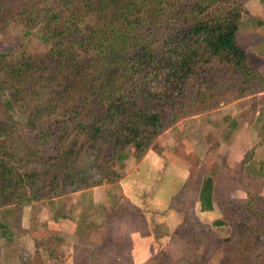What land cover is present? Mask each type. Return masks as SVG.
<instances>
[{
  "label": "trees",
  "instance_id": "trees-1",
  "mask_svg": "<svg viewBox=\"0 0 264 264\" xmlns=\"http://www.w3.org/2000/svg\"><path fill=\"white\" fill-rule=\"evenodd\" d=\"M16 1L7 9L0 0V10L6 9L0 11L1 22L16 21L24 31L13 49L0 53V92H11L0 111H14L21 102L27 112L21 125L37 138H51L57 154L68 131L87 143L102 144L97 169L105 183L119 178L111 172L113 162L120 171L129 157L138 160L178 120L264 90V80L248 64L243 48L250 42L241 29L248 13L246 0ZM35 29L48 45L42 65L26 48L25 38ZM1 117L0 139L20 126L11 117ZM2 148L4 143L0 206L13 195L23 200V180L13 164L28 158L9 150L3 153ZM68 155L59 154L67 159V171ZM212 185L210 175L201 181L200 211L212 208ZM82 186L84 190L92 185ZM258 199L229 195L222 210L231 204L227 212L234 218L244 209L253 215L264 213V199L260 211ZM186 218L178 230L186 226ZM245 221L236 224L243 228L241 237ZM225 224L222 217L211 226ZM8 235L0 224V237ZM25 252L18 250L19 264H30Z\"/></svg>",
  "mask_w": 264,
  "mask_h": 264
},
{
  "label": "rangeland",
  "instance_id": "rangeland-1",
  "mask_svg": "<svg viewBox=\"0 0 264 264\" xmlns=\"http://www.w3.org/2000/svg\"><path fill=\"white\" fill-rule=\"evenodd\" d=\"M246 1L248 13L241 21V29L246 33H255L256 40L252 44L244 45L243 48L248 64L256 67L264 77V0ZM16 2V0H4L7 9L14 7ZM1 10L2 12L6 11L4 8ZM1 15L0 12V19ZM23 32V28L16 21L6 24L0 20V53L13 49L22 40ZM25 39L27 51L33 59L41 65L44 64L48 45L43 41L40 30L35 29ZM5 98L11 99L10 91L0 92V104ZM244 102H248L247 108L254 116L251 123L256 118L254 129L261 138L251 149L254 153L252 152V156L249 155V157L258 160V163L256 162L251 168L253 175H259V178L264 180V94L246 99L242 103ZM18 106H21V102H18V105L14 107V111H0L2 119L11 117L12 120L20 123L19 127L11 128L13 131L10 135L3 134L0 145L4 143L6 146L1 150L3 153L9 150L17 155L28 154L26 162L19 161L13 164L18 172L16 174L22 177L24 197H21L23 199L21 202L17 200L20 197L16 198L15 195L9 197L5 202L2 201L5 204L0 206V224L5 226L8 234L14 236V241L21 242L28 237L31 240L40 238V241H44L46 245L52 247V243L47 238L52 236L48 233L49 230L55 231L54 224L50 221L56 212L61 214L67 211L70 216V214L73 215L75 209H82L81 215H85L84 219H89L87 214L91 213V207L89 205H83V208H76V205L74 207L75 200L71 193L83 189V183L92 186L105 183L104 179L101 181L102 174L97 169V165L100 164L98 158L104 147L99 143H87L82 136L68 131L64 133L65 138L57 154L53 149L51 138H37L35 134L28 133L21 125L25 121L27 112L23 106L20 108ZM0 109L2 108L0 107ZM248 110L246 114L241 113L242 115L239 116L240 119H245L243 121H248ZM256 112H258L257 116ZM221 118L222 115L211 113L201 115L197 119L180 120L178 129L176 125V128L171 129L162 135L163 138L150 145V148L157 153H164V148L170 147L168 142L172 139L174 147L170 149H173L172 153L183 157L188 166L192 167L191 177L194 179L195 185L196 183L200 184L204 177L215 172V205L210 213V218L211 216L224 217L228 223L218 228L210 225L208 229L206 226L199 225L189 210L191 191H186V226L183 227V230H178V234L184 241L170 244V247L165 251H170V254L168 253V256H166L167 253L160 255L152 264H234L237 258H240L238 264H264V213L262 210L260 211L261 198L255 203L256 208H259L260 211L255 215L244 209L237 211L234 218L227 212L231 204H227L225 211L222 210L223 199L227 197V194L233 193L238 197H244L243 191H252L251 186H259L260 181L242 177L248 170L244 171L242 168L238 170L235 164L232 165L227 161L226 156L232 149L225 151V148L229 146L226 143H229L227 138L232 130L230 131ZM62 134V132L59 133V135ZM181 141H185L187 146H190L188 150L191 153L184 151L185 147L181 145ZM192 145H199V148L191 149ZM170 149L167 152H171ZM65 151L69 153L68 171L66 170L68 164L65 161L67 159L64 160L62 156H59L61 152ZM194 151L199 154L203 152L202 164H199L197 155L192 154ZM165 155L169 156V153ZM215 160L221 166L214 163ZM246 162H243L242 165H245ZM111 168V172L113 171L117 175L119 172L117 163L113 162ZM219 170L220 172H217ZM238 174L241 176L238 177ZM105 176L108 177V175ZM59 195L63 196V199H47ZM81 202V204L88 203L85 200H81ZM7 204L8 206H6ZM61 206L63 207L61 208ZM232 207L234 206L232 205ZM238 207L236 205V209ZM242 220H246L243 237L240 236L243 228L236 227L237 222ZM50 249L48 248V250ZM2 251H5V248ZM52 251H54L53 248ZM34 264H40L39 257H36Z\"/></svg>",
  "mask_w": 264,
  "mask_h": 264
},
{
  "label": "crops",
  "instance_id": "crops-1",
  "mask_svg": "<svg viewBox=\"0 0 264 264\" xmlns=\"http://www.w3.org/2000/svg\"><path fill=\"white\" fill-rule=\"evenodd\" d=\"M243 34L249 37L248 44L256 40V34L253 32ZM255 70L264 80L256 67ZM263 94L264 90L228 104H219L208 112L184 118L197 119L201 115L211 113L222 115L223 123L225 122L230 131L232 130L227 138L229 143H226L229 146L225 148V151L232 149L226 156L227 161L235 164L238 170L241 168L244 171L248 170L242 177L260 181L259 186H251L252 191H243L244 197H238L233 193L227 194V197L232 195L234 198L245 200L248 195L264 199V180H261L259 175H253L251 168L258 163L257 159L251 157L252 152L254 153L251 149L261 138L254 129L256 118L251 123L254 116L247 108L248 102L242 103L246 99ZM247 110L248 121H243L245 119H240L239 116L241 113L246 114ZM257 114L258 112L255 113L256 116ZM180 120L159 134L153 142L163 138L162 135L176 128V125L178 129ZM254 142L256 143L253 144ZM168 143L170 147H165L164 153H157L149 147L138 160L129 157L124 162L123 169L118 172L119 178L114 183L93 185L71 193L75 200L74 207L83 208V205H89L91 213L87 214L89 219H84L85 215H81L82 209H75L70 216L67 211L61 214L56 212L52 216L50 222L54 224L55 231L49 230L48 233L52 236L47 240L52 243V247L49 248H53L54 251H48V245L40 241V238L31 240L28 237L17 242L13 240L12 234L0 237V264H19L20 249L28 253L30 264H34L36 257H39L40 264H152L160 255L170 254V251L165 252L170 244L184 241L178 234V228L183 226L186 215V191H191L190 213L199 225L208 229L214 220L221 219L219 216L210 218L215 205V172L210 174L213 183L212 208L210 211H200L197 195L201 181L200 184H194L191 177L192 167L188 166L183 157L172 153L173 149L170 148L174 147V141L171 139ZM180 143L185 147L184 151L190 152L188 150L190 146H187L185 141ZM193 148H199V145H192L191 149ZM169 149L171 152H167ZM198 152L200 153L199 150ZM167 153L169 156L165 155ZM199 153L194 151L192 154H196L199 164H202L203 152L202 155ZM243 162L246 164L242 165ZM214 163L221 166L217 160ZM239 176L241 174H238ZM55 199H63V196ZM81 200L88 203L81 204ZM2 243L9 247H2ZM4 248L6 252L2 251Z\"/></svg>",
  "mask_w": 264,
  "mask_h": 264
}]
</instances>
